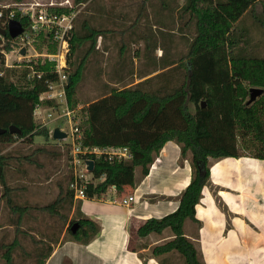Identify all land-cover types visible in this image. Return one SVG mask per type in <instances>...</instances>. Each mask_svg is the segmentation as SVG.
I'll use <instances>...</instances> for the list:
<instances>
[{
	"label": "trees",
	"instance_id": "1",
	"mask_svg": "<svg viewBox=\"0 0 264 264\" xmlns=\"http://www.w3.org/2000/svg\"><path fill=\"white\" fill-rule=\"evenodd\" d=\"M256 4L262 5V11L260 18L256 15L254 18L264 29V0H186L182 16L189 15V22L194 28L188 53L180 62L162 68L173 67L171 69L175 68L178 75L182 73L181 83L171 87L163 84L159 90H145V84L152 79L149 78L121 89H112L86 108L87 119L80 124L85 146L124 147L132 153L130 160L109 162L104 158L95 159L93 175L96 179L104 177V180L88 185V198H100L112 186L120 194L127 187H134L136 170L139 168L142 176L147 177L155 158L169 141H175L180 146L183 157L191 155L192 178L181 195L178 209L161 219H148L137 232L141 238L162 234L167 229L172 232V240L152 249L154 257L176 251L185 258L186 264H205L194 243L185 235L184 225L187 220L196 221V206L210 177V158L241 157L240 139L242 147L248 149L252 146L250 148L256 152L251 157L264 160V93L253 103H248L251 88L264 90V58L255 55L250 48L249 30L237 28L241 19L254 11ZM53 10L62 14L73 9L54 7ZM15 20L23 27L30 24L28 18L19 14ZM76 21L68 59L71 72L67 93L72 108L78 107L76 93L87 70L88 60L98 51L99 37L108 32L88 22L77 30ZM47 36L41 35L35 43L36 48L43 51L47 46L50 52H56L52 35ZM49 40L51 43H48ZM11 41L12 38L7 35L4 46L7 51L12 49ZM123 41L122 54L126 47ZM85 47L87 50L80 57L78 53ZM73 55H76V60L71 63ZM53 66V62L46 60L42 63L39 60L34 67L43 72V76L29 81L31 70L24 64L4 70V60L0 61V130H8L10 126L22 130L21 134L0 133V179L5 186L7 203L13 215L19 216L20 224L24 215L35 208L19 205L9 196L12 189L6 177L13 156L2 153L6 146L18 140L32 142L37 135L47 140L52 137L49 129L37 124L34 111L46 91L45 82L56 78V74L51 73ZM10 76L15 77V81H11ZM190 104L194 105L195 112H191ZM47 152L45 148H40L31 156L17 159L20 163L24 161L39 167L41 164L32 156ZM59 186L57 199L36 210L59 216L60 209L75 205L74 192L70 187ZM75 222L80 224V228L74 234L71 227ZM100 231V223L85 217L71 220L67 228L72 240L81 242L94 239ZM19 232L24 236L30 234L22 229ZM52 252L53 248L48 247L37 264H45ZM11 255L9 249L6 264H13Z\"/></svg>",
	"mask_w": 264,
	"mask_h": 264
},
{
	"label": "crops",
	"instance_id": "2",
	"mask_svg": "<svg viewBox=\"0 0 264 264\" xmlns=\"http://www.w3.org/2000/svg\"><path fill=\"white\" fill-rule=\"evenodd\" d=\"M209 168L196 221L185 222V235L205 264H264V160L247 155L210 158ZM138 173L135 186L123 194L109 188L100 198L75 201L85 218L101 226L99 235L88 242L66 239L65 232L59 238L36 239V226H30L33 231L24 236L19 232L25 228L18 215L16 221L0 223V231L15 232L10 240L8 232L0 235V264H6L9 249L13 264H37L50 246L53 252L45 264H186L176 251L157 257L151 254L154 247L173 239L169 229L145 238L137 232L148 219H161L178 209L192 178L190 157H183L180 146L169 141L149 175ZM133 195L135 201L129 206L120 204Z\"/></svg>",
	"mask_w": 264,
	"mask_h": 264
},
{
	"label": "rangeland",
	"instance_id": "3",
	"mask_svg": "<svg viewBox=\"0 0 264 264\" xmlns=\"http://www.w3.org/2000/svg\"><path fill=\"white\" fill-rule=\"evenodd\" d=\"M68 1L78 12L77 30L83 26L84 22H88L98 29L108 30L105 36L99 37L98 51L88 60L87 70L76 93L79 102L76 109H78L80 124H83L87 119V106L112 89H121L149 78L152 79L145 84V90H159L163 84L171 87L181 83L182 73L178 75L175 68L171 69L173 67L165 70L162 68L169 66L168 64L180 62L188 53L194 28L193 23L189 22V15L182 16V7L186 0ZM61 2H65V0H4L0 1V5L9 6L11 10L18 12L17 3H40L46 7L50 3ZM79 3L82 5H77ZM261 11L262 5L256 4L254 11L247 13L237 24V28L245 27L244 29L249 30L250 48L255 55L264 58V29L258 25V20L254 18L255 15L260 18ZM123 40L126 42L124 54L121 51ZM48 43H51V40ZM45 50L43 49V51ZM86 50L87 47L82 49L78 55L82 57ZM16 58L17 54L9 55V64H20ZM70 60L71 63L75 62L76 55H73ZM162 73L164 74L159 75ZM15 79L10 76L11 81H15ZM190 110L195 112L193 104H190ZM35 121L37 124H41L36 119ZM60 127L69 129L68 125L62 121L50 122L46 126L51 133ZM69 140V138L66 141L64 139L55 140L53 137L47 140L43 136L37 135L32 142L18 140L10 146H6L2 153L13 156L10 161L11 168H9L6 177L8 186L12 189L9 196L19 205L35 208L33 213L29 211L24 215L23 224L24 228L28 230H26L27 232L33 231L30 226L37 227L34 228L36 239L47 238L48 235L59 238L64 232L66 239H72L67 232L68 224L71 220L84 217L81 211H78V202L72 208L60 209L59 216H52L36 210L57 199L60 184H63L65 188L69 186V152L66 145ZM250 147L248 149L242 147V142L239 139L241 155H254L256 152ZM40 148H45L48 152L32 156L41 164L39 167L30 166L24 161L20 163L17 159L18 157L31 156L36 149ZM187 156L191 159L190 154ZM156 159L157 157L154 163ZM138 172H140L139 168L136 170L137 174H139ZM92 176L90 175V178L94 184L101 182L100 179L95 180ZM4 188L0 179L1 224L10 223L12 220L16 221L18 217L13 215L7 203L8 197L5 196ZM6 232H8L7 239L10 240L14 237L15 232L10 230H2L0 235L1 233L6 234Z\"/></svg>",
	"mask_w": 264,
	"mask_h": 264
},
{
	"label": "built area",
	"instance_id": "4",
	"mask_svg": "<svg viewBox=\"0 0 264 264\" xmlns=\"http://www.w3.org/2000/svg\"><path fill=\"white\" fill-rule=\"evenodd\" d=\"M18 12L9 8V6L0 5V27L7 29L10 21L15 20L19 14L22 18H28L30 24L23 27L22 33L15 39H12L11 50L5 49V37L1 36L0 41V61L4 60L6 68L20 67L23 64L29 68L30 74L28 80L31 81L37 77L41 79L43 72L35 69L34 65L39 60L44 63L46 60L53 62L51 73L56 74V78L46 81V91L40 97V103L37 104L34 117L39 121L42 127H46L50 122L62 121L69 127L59 129L66 134L65 141L70 139L66 145L69 152V187L74 192V200H83L86 196V189L92 184L93 172L89 171V161L104 158L106 161L130 160L132 153L128 148L116 147H88L83 143L84 132L80 127L78 109L72 108L69 102L67 87L70 83V73L68 59L70 55L71 33L75 26L78 12L74 10L72 4L65 0L61 3H50L43 6L40 3L22 4L17 3ZM54 7L73 9L70 13L59 14ZM51 34L53 44L56 45V52H50L46 47L45 51H39L35 43L38 42L41 35L48 37ZM24 50V54H22ZM17 54V62L20 64H9V55ZM95 167V166H94ZM93 179H96L94 175ZM104 177H101L102 179ZM94 184V183H93ZM117 192L115 186L110 187ZM135 201V195L123 198L120 204L129 206Z\"/></svg>",
	"mask_w": 264,
	"mask_h": 264
},
{
	"label": "water",
	"instance_id": "5",
	"mask_svg": "<svg viewBox=\"0 0 264 264\" xmlns=\"http://www.w3.org/2000/svg\"><path fill=\"white\" fill-rule=\"evenodd\" d=\"M23 31V26L20 22L16 20H12L9 23V26L7 29H4L0 27V35L3 37H6L9 35L12 39L17 38ZM22 54H24V50H22ZM264 93L263 89L260 88H251L250 89V99L249 104L253 103L258 97H260ZM205 106V104H203ZM9 131L11 134H21L22 130L16 126H10V128L0 130V133H5ZM52 137L55 140H63L66 138L65 132L61 131L59 128H56L53 130ZM89 171L93 172L95 163L94 161H89ZM80 228V224L78 222H75L73 226L71 227V231L75 234Z\"/></svg>",
	"mask_w": 264,
	"mask_h": 264
}]
</instances>
